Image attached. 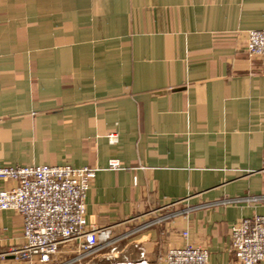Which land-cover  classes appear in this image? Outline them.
<instances>
[{"label":"crops","instance_id":"obj_1","mask_svg":"<svg viewBox=\"0 0 264 264\" xmlns=\"http://www.w3.org/2000/svg\"><path fill=\"white\" fill-rule=\"evenodd\" d=\"M263 29L264 0H0V168L97 169L86 218L111 237L180 212L129 262L235 264L231 227L264 216ZM22 225L0 212V264H24Z\"/></svg>","mask_w":264,"mask_h":264},{"label":"built area","instance_id":"obj_2","mask_svg":"<svg viewBox=\"0 0 264 264\" xmlns=\"http://www.w3.org/2000/svg\"><path fill=\"white\" fill-rule=\"evenodd\" d=\"M245 51L250 57H264V29L248 33ZM97 171L68 166L0 168V184H11L0 187V212L22 218L24 240L22 248L3 257H13L24 264H146L126 259L135 239L179 217L180 212H153L147 223L111 237V228L95 229L86 218L85 201ZM216 205L222 204L207 207ZM160 247L157 242L155 257L164 264H208V254L197 247H175L164 255ZM230 250L235 264H264V216L234 224L230 229Z\"/></svg>","mask_w":264,"mask_h":264},{"label":"rangeland","instance_id":"obj_3","mask_svg":"<svg viewBox=\"0 0 264 264\" xmlns=\"http://www.w3.org/2000/svg\"><path fill=\"white\" fill-rule=\"evenodd\" d=\"M248 35V34H247Z\"/></svg>","mask_w":264,"mask_h":264}]
</instances>
